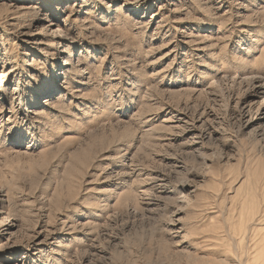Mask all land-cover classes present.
<instances>
[{"label": "rangeland", "instance_id": "374dc122", "mask_svg": "<svg viewBox=\"0 0 264 264\" xmlns=\"http://www.w3.org/2000/svg\"><path fill=\"white\" fill-rule=\"evenodd\" d=\"M0 86V264H264V0H0Z\"/></svg>", "mask_w": 264, "mask_h": 264}, {"label": "bare ground", "instance_id": "6f19581e", "mask_svg": "<svg viewBox=\"0 0 264 264\" xmlns=\"http://www.w3.org/2000/svg\"><path fill=\"white\" fill-rule=\"evenodd\" d=\"M10 73V72H9ZM3 74V76L5 77V75H4V73H2ZM2 86H0V88H1ZM242 109V108H241ZM251 111H252V108H251V106L249 105L248 107H243V109L241 110V112H240V117L242 118V119H245V124H246V126H250L251 124H252V122H254L253 120L255 119V115H254V118L252 117V118H249L250 117V113H251ZM263 115V114H262ZM256 116H257V114H256ZM8 222H10V223H8ZM13 222V220L12 221H10V216H6V217H4V218H2V222L0 223V225H4V226H7V225H10L11 223ZM7 230V229H6ZM10 229H8L7 231H9ZM6 245V243L5 244H3L2 246H5ZM1 246V245H0ZM2 248V247H1ZM3 248H5V247H3Z\"/></svg>", "mask_w": 264, "mask_h": 264}]
</instances>
